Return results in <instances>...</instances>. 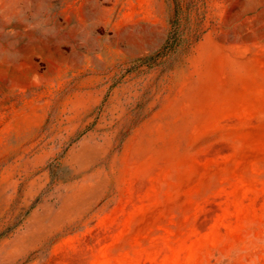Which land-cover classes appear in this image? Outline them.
I'll use <instances>...</instances> for the list:
<instances>
[{"label": "rangeland", "instance_id": "1", "mask_svg": "<svg viewBox=\"0 0 264 264\" xmlns=\"http://www.w3.org/2000/svg\"><path fill=\"white\" fill-rule=\"evenodd\" d=\"M0 264H264V0H0Z\"/></svg>", "mask_w": 264, "mask_h": 264}, {"label": "trees", "instance_id": "2", "mask_svg": "<svg viewBox=\"0 0 264 264\" xmlns=\"http://www.w3.org/2000/svg\"><path fill=\"white\" fill-rule=\"evenodd\" d=\"M183 43H184V38L182 32L178 27L173 26L169 31V34L164 44L156 52L133 60L132 61L133 68H131L133 70H128L126 68L124 74H126L127 71H134L138 74H141L143 72L152 71V70H159L161 72L172 70L174 68L176 57L180 53ZM147 94H148V90L146 89L141 96V102L146 99ZM58 97L62 98V92L59 93ZM148 102L149 101H147V103ZM139 104L140 103H137L134 107L130 109V112L127 116V119L129 121L128 131L123 134L122 138L116 139V142L117 140H119V143L114 149L116 148L120 149L124 140L130 135L131 131L134 130L141 122H143L150 116L151 110L145 108L146 104L145 107L144 104L141 106ZM141 109H143L142 111L145 112H140ZM54 110L55 112L53 110L50 112L49 118L47 120V124H49V122H51L52 120H56L57 116L56 117L54 116V114L57 113L56 108H54ZM93 128H94V123L90 124L85 129L78 131L71 139L70 146L77 143L89 132L93 131L92 130Z\"/></svg>", "mask_w": 264, "mask_h": 264}]
</instances>
